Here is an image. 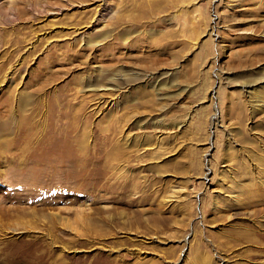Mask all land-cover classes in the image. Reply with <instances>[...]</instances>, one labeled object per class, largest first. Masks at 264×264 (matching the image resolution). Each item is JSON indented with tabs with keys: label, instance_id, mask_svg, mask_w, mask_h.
Returning <instances> with one entry per match:
<instances>
[{
	"label": "rangeland",
	"instance_id": "374dc122",
	"mask_svg": "<svg viewBox=\"0 0 264 264\" xmlns=\"http://www.w3.org/2000/svg\"><path fill=\"white\" fill-rule=\"evenodd\" d=\"M113 257L264 264V0H0V264Z\"/></svg>",
	"mask_w": 264,
	"mask_h": 264
},
{
	"label": "bare ground",
	"instance_id": "6f19581e",
	"mask_svg": "<svg viewBox=\"0 0 264 264\" xmlns=\"http://www.w3.org/2000/svg\"><path fill=\"white\" fill-rule=\"evenodd\" d=\"M57 138H55L54 140H51V139H48V140H45L41 143V145L43 144L44 145V151L46 152V154L48 155H60V154H63V146L61 144V141H57L56 140ZM83 167H85V165H83ZM86 170L87 173H89V171L92 169H86V167L84 168ZM85 172V173H86ZM248 232L250 231V228L249 229H245V232ZM105 264H118L117 262V259L115 257L113 258H107L105 260ZM54 262V261H53Z\"/></svg>",
	"mask_w": 264,
	"mask_h": 264
}]
</instances>
